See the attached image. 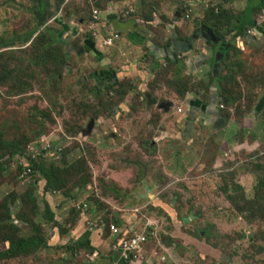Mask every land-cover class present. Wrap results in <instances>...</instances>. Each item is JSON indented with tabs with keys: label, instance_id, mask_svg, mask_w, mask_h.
<instances>
[{
	"label": "rangeland",
	"instance_id": "374dc122",
	"mask_svg": "<svg viewBox=\"0 0 264 264\" xmlns=\"http://www.w3.org/2000/svg\"><path fill=\"white\" fill-rule=\"evenodd\" d=\"M53 6V0L43 3L44 8L54 9ZM30 8L31 4L28 2L21 5L13 0H0V133L4 141L20 144L22 152L13 156H6L0 152V228L8 239L26 240L32 235L42 239L44 245L28 255L9 258L0 261V264H90L92 262L88 254L90 251L79 252L72 239L67 241V238H64L58 242L57 238H50L53 224L51 226L45 221L42 191L36 185L41 178L33 173L29 166L27 168L23 161L40 159L43 160L42 163L46 168L56 166L67 169L68 165L60 164V156L62 153L63 156L68 153L70 162L81 158L84 162L91 163L93 169L102 168L103 164L100 163L108 159L110 144L119 147L111 152L119 163H124L123 157L129 159L136 157L138 161H146L143 176L137 178L119 176L120 180L126 183L127 191L122 190V192L125 193L127 200H130L132 209L144 213L150 220H162L160 225L163 236L160 242L165 246H169L167 243L171 242L175 245V251H177L176 247L181 246V254L177 259L180 264H264V195L261 192L262 187L257 188L258 184L264 181V152L261 157H256V151L247 153L241 149L236 150L234 143L228 146L225 144L227 131L232 130L231 128L237 129L238 126L242 129V145L264 143L260 128V126L264 128V114H256L257 106L262 104L256 91L261 86L264 76V43L260 42L254 47L251 42L249 46L254 50V55L252 58L248 57L251 58L250 61L243 62L244 66L233 68L239 60L232 55L228 64L232 70L227 72L222 68L219 71L218 89L222 86L225 97L220 116L223 115L222 120L225 119V125H221V119L213 125H208L200 110L191 108L195 113L193 118L195 131L192 140L189 141L193 156L187 154L182 156L178 150L174 161L173 155L170 153H167V156L158 155L157 147L151 145L158 143L164 150L165 141H162V138L169 140L181 138L178 125L184 119L182 115L177 114L178 107H174L175 115L164 116L163 120L158 113L149 111L146 118H139L138 121L136 116L128 119L124 115L123 125L112 128L105 125L111 117L108 112L94 109L93 115L90 114L91 106L97 104L98 100L96 87L91 83V78L84 76H89L92 72L91 56L80 54L76 47H74L75 52H65L66 46L69 42L71 44L73 37L71 28L76 30L75 28L79 27L78 20L72 19V25L68 24L70 26L68 31H65L64 27L61 29L58 24L38 30L30 47L25 51H19L29 42L27 33L35 26L30 17ZM188 16H191L190 13L184 18L186 24L190 21ZM175 19L177 18L174 17ZM93 23L97 22L93 20L89 11L86 15V23L74 38L75 45L80 43L81 37L93 38L95 33V30L91 29ZM170 24L174 27L173 33H175L176 22L166 20L163 22V26ZM249 31L252 34L255 29ZM46 39L51 43H46ZM260 46L261 50L255 52ZM245 47H247L246 43H244ZM51 52L54 53L53 60L50 58ZM186 53L187 51L183 52V55ZM258 53L260 57L257 56ZM196 54L200 56L199 51H196ZM199 56L196 63L191 64V69L195 72V83H199L201 76L209 72L202 66ZM186 57L183 60H186ZM254 60L257 61L255 68ZM32 61L34 66L27 67ZM184 63L187 66V61ZM85 66H88V69H84ZM26 70L33 71L34 76L23 75ZM17 77L22 81H28L29 85L26 87H31L36 94L28 96L25 88L22 87L15 90V86H18L15 85ZM112 84L113 82L109 88ZM109 88L105 90L108 91ZM111 93L113 94V91ZM203 94L204 92L200 93V96ZM101 97L104 103L109 102L107 95L101 94ZM169 99L180 105L181 102L190 101L188 98L184 101L174 98L173 94L172 98L169 96L167 100ZM167 100L154 101L155 107L152 108H157V105L167 108ZM147 101L148 99L146 104L149 105ZM128 115L130 117L129 113ZM81 120L83 123L77 125L80 126V130L72 137L68 126L77 124ZM244 120L247 121L243 122ZM91 121L94 124L93 129L89 135H86L84 130ZM146 122L148 131L146 127V131L141 127ZM253 127H257L259 137L253 135ZM186 134L189 138L190 134ZM204 134L213 136L208 138L206 143L198 146L196 154L193 148L199 137ZM22 138L27 139L26 144L21 141ZM69 138L74 140L71 141ZM215 141L217 144L212 145ZM45 144L49 149L61 148L54 157L48 158L43 155L44 159L40 157L39 151ZM216 146L218 148L213 149ZM122 151L127 153L124 155ZM228 151L239 152L238 155L235 154L239 161H235L231 170L222 172V180L217 179L219 184L210 182L205 189L207 192H198V185L196 186L194 181L204 179L206 176L203 172L210 168L208 166L211 163H215L213 160L220 155L224 158ZM80 169L86 170V168ZM138 174H140L139 169L136 175ZM243 174H252L249 183H245V179L241 180ZM82 175V180H90V176ZM208 178H211L210 172ZM235 180L240 184L242 181L245 187L236 184ZM144 181H148L153 188L150 191L156 193L155 201L134 194L138 184L142 185ZM181 183L186 185L190 183L193 187H189L193 191L183 192ZM131 186H134L133 190ZM102 191L104 192L105 188ZM29 192H32V197L27 194ZM60 194L63 196L62 193ZM149 202H157V205L164 210L155 209ZM82 203L85 204L86 200ZM61 212L60 209L58 213ZM167 213L173 217V220ZM177 221L180 223L182 233L197 241H205L214 253H219V258L214 259L211 255H207L209 258L202 259L198 256L200 253L192 250L193 248H184L183 244H178L182 241L173 235L174 223ZM59 227L62 229L63 226ZM119 229L123 230L120 227ZM58 230L62 235L61 230ZM167 237L171 239L169 242ZM146 246L149 247V243ZM5 248L7 245H2L0 250ZM170 263L172 262L169 260L167 264Z\"/></svg>",
	"mask_w": 264,
	"mask_h": 264
},
{
	"label": "crops",
	"instance_id": "0c3cea01",
	"mask_svg": "<svg viewBox=\"0 0 264 264\" xmlns=\"http://www.w3.org/2000/svg\"><path fill=\"white\" fill-rule=\"evenodd\" d=\"M13 1L17 4H21L17 0ZM256 1L259 2V0ZM81 3L84 8L80 7ZM65 4H67L72 12L77 13L72 15V18L79 19L83 16L86 19V15L91 11V14H95L94 21L97 22L93 23L94 25L91 26V29L95 30L93 38L90 36L81 37L79 38L80 43L78 45L74 44L75 36L81 31V28L85 24L84 19H81L79 27L75 28L76 30L71 28L72 32H70L73 36L71 44L70 42L69 44L66 42V44H68L66 48H73V50H69V52H75L76 49L74 47H76L80 54L91 56L92 72L89 76H84L91 78V83L96 87L95 93H100L103 96L107 95L109 97V102L106 107V103L102 101L103 97L96 94L98 97L97 104L91 106L92 109L90 114L93 115L94 109L108 112L111 117L105 125L112 128L123 125L124 115H126L128 119L136 116L138 121L139 118H146L147 113L152 111L158 113L161 120H163L164 116L175 115L174 107H178L177 114L182 115L184 119L178 125V133H181V138L179 140L162 138V141H165L164 150L158 143L151 145L157 147L156 151L158 155L167 156V153L173 155L174 161L178 150H180L178 153L182 156L186 154L188 156H193L192 150L189 147V141L192 140L195 131L193 123L195 113L191 108L193 110H200V114L206 118V124L213 125L217 120L221 119V125H225L224 120H222L223 115L220 116V111L223 110L225 102H222L220 99V89H218L219 85L217 83L218 77L217 81L214 82L212 74L214 73V75L217 74L218 76L222 68H225L227 72L232 70L228 64L231 53H234L232 52L234 48L236 56L233 58L239 61L233 68L239 65L242 67L244 66L243 62L250 61L254 55V50L249 46L251 42H253L254 47H257L260 42L264 43V38H261V35L258 34V28H261V25L256 27L254 36L245 39V36H236V32L238 33V30L242 27L238 23H234L230 31L227 30V27H224L221 33V39L223 40L221 48L218 46L220 42L215 38V33L214 30L211 29V24L209 22L204 24L205 20L208 18L207 12L210 8L214 9L216 14L222 11L232 16V18H235L244 12L247 7V0H66ZM188 13H190L191 16H188L190 21L186 24L184 18ZM62 14L63 13L60 11L56 18H62ZM174 17L177 19L174 20ZM57 19H55V21L52 20L47 27L55 23L58 24L60 28L64 27L65 31L70 29L62 24L60 25ZM164 20L167 22H176L175 27L177 31L173 33L174 27H172L171 24L163 26ZM259 21L264 25L263 18L259 17ZM196 22L202 23V26L198 29L196 28ZM231 34H234L235 37L232 38L230 36ZM212 35L214 39L211 37ZM33 39L23 45L19 51L27 50ZM213 40H217V44ZM108 41H110L109 44H107ZM244 43L247 45L245 48ZM219 48L222 49V51H220ZM260 50L261 46L256 48L255 52ZM185 51L188 52L186 55H183ZM196 51L200 52V56L196 54ZM197 56L202 60V66L209 70L208 73L205 72L204 75L201 76L199 83H195V72L191 69V64L196 63ZM250 56L251 58H248ZM257 56L260 57V53H258ZM184 57H186V60H183ZM184 61H187V66ZM256 63L257 61L254 60V68L256 67ZM32 66H34L33 61L29 63L27 67ZM84 69H88V66H85ZM82 73L84 74V70ZM23 75L34 76L33 71L30 70H26ZM262 77L263 81L261 86L256 91V95L262 101V104H260L263 105V110H261L260 106L257 107L256 114L259 115L264 113V76ZM111 82H113V84L111 88H109ZM107 83L109 85H107ZM15 85H18L15 86V90L21 87L23 89L25 88L26 95L28 96H34L36 94L31 87H26L29 85L26 80L22 81L17 77L15 79ZM107 88H109L110 91L105 90ZM112 91L113 94L111 93ZM168 92L170 93L168 94ZM202 92H204V94L200 96ZM172 94L174 98H179L182 101L188 98L190 101L188 103L181 102L182 105H180L176 101H171V99L167 100L169 96L172 98ZM146 99H151L153 104L154 101L158 102L160 99H166L168 106L166 109L162 110L159 109V105H157V108H152L155 106L147 105ZM134 107H136V109ZM135 110H138V112ZM254 124L256 125L257 123L255 122ZM124 125L126 124L124 123ZM141 127L144 131H146V127L148 131L147 122ZM243 127L245 128V126ZM252 129L253 135L259 137L257 127H253ZM236 130L237 132L242 131L240 126H238ZM186 133L190 134L189 138ZM84 134L89 135L90 133L84 132ZM212 136L213 135L208 134L200 136L195 148H193L194 152L197 154L198 146L206 143L207 139ZM110 141L114 140L110 139ZM215 144H217L216 141L212 145ZM225 144L227 146L232 145L233 141L228 143L226 141ZM234 147L236 150L242 149L243 152L247 153L256 151V157H261L264 152L260 142L253 143L252 145L244 144L242 146L234 144ZM42 149H40V151ZM116 149H119V147H114L113 144L108 146L109 157L105 162H102V164H107L110 168V170L107 169V173H109L107 183L112 180L121 190L126 192V183H123L119 176L123 175L128 178L143 176V172L145 171L144 168L146 167L144 162L146 161H138L136 157L131 159L123 157L122 161H124V163H119L118 160L111 155V152ZM57 153L58 152L55 150L52 154H40L49 158L50 156L54 157ZM126 153L127 152H123L124 155ZM218 157L222 160H226L225 156L224 158H222L221 155ZM118 159L120 160V158ZM60 164H62L61 161ZM132 165L135 166L133 167ZM137 169L140 170V174L138 175H136ZM251 176L252 174H243L241 180L245 179V183H249ZM240 182L242 184L241 186H244L242 181ZM36 183L39 190L42 191L44 181L39 180ZM188 186L193 187L190 183ZM133 188L134 186H131V190H133ZM150 189H153L150 183L144 181L142 185L138 184L134 194L141 198L146 196L151 198L152 201H155L156 193H153ZM95 191L100 200L106 206L111 207V216L108 215L109 212L106 211L107 208H104L105 210H100L96 205L87 201V198L91 196L88 192L83 191L82 193H77L71 198V202L60 195H56L58 192H53L52 194L46 193L45 195L41 193V197L47 202L48 208L53 215V222L57 224V226L53 224L50 238L55 237L58 242L64 238H67V241L72 239L74 243L80 240L84 243L90 242V247L93 251L85 248L79 249V252L83 251V253L86 252L85 250L90 251V253H88L92 260L90 264H120L123 262L120 254L122 251L118 246L120 238H127L133 234H141L146 236V244L149 243V247H147L146 244L144 245V252L142 254L143 260L134 264H155L154 260H149L147 258L154 252H156L158 256L166 257L167 261L165 264H167L169 260L174 264H180L177 259L181 254V246L178 248L176 247L177 251H175V245L171 244V242L170 244L167 243L169 246H165L160 242L161 236H163L160 225L161 219L150 220L144 213L132 209L130 200H127V197L123 196V194H125L124 192L115 195L109 191L102 194L97 188H95ZM85 200L86 203L83 204L81 201ZM76 201L79 203L78 206L82 209L79 210L80 216L77 221L73 223L68 219L71 214L72 202ZM80 203H82L84 207H82ZM149 204L157 210H164L157 205V202H149ZM60 209L62 212L58 213ZM168 216L173 220L171 215ZM109 217L111 221L116 219L114 225L117 224V229H119V227L123 229H119L120 235H113L107 229L106 224ZM59 226H63L62 235L58 230ZM179 226L180 223L178 221L174 223L173 235L176 228L179 229ZM122 232H124V236H122ZM174 237L182 241V243L178 242V244H183L184 248H193L192 250L198 252L194 245L185 244L182 238ZM189 237H187V241H197L191 236ZM167 240L169 242L171 239L167 237ZM198 242L200 243V241ZM161 251H163V253ZM198 256L202 259L209 258L207 255L203 254Z\"/></svg>",
	"mask_w": 264,
	"mask_h": 264
},
{
	"label": "trees",
	"instance_id": "16d2710c",
	"mask_svg": "<svg viewBox=\"0 0 264 264\" xmlns=\"http://www.w3.org/2000/svg\"><path fill=\"white\" fill-rule=\"evenodd\" d=\"M21 3V5L25 2H28L29 4H31V20L35 23L34 28L31 30V32H28V36H29V40L33 39L34 36H36L37 31L42 29V28H47V26L51 23V21H55V19H57V15H59L60 11L63 13L62 14V18L57 19L58 23H60V25H64L67 28H70V26L68 24H70L72 22V15H75L77 13H74L70 10V8L67 6V4H65L66 0H53L54 3V9L53 8H44L43 7V3L47 0H17ZM63 9V10H61ZM93 16V14H92ZM207 19L205 20L204 24H206V22H209L211 24V29L214 30V35L215 38H217L219 40V44L218 46L222 48V43L223 40L221 39V33L224 30V27L228 28L227 30L230 31L231 27L234 25V23H238L242 28L238 30V33L236 32V36L238 37H246V33L249 32V30L251 29H256V27L258 25H261V28H258V34L261 35V38H264V25L262 22L259 21V17L264 19V0H247V7L244 10V12L235 18H232V16L223 13L222 11H220L218 14L215 13V10L210 8V10L207 12ZM67 20L66 22L64 21ZM84 19L85 23H86V19L82 16L78 20V25L80 23V20ZM94 20V19H93ZM65 22V23H64ZM55 24V23H54ZM201 22H196V28H200L202 25ZM72 25V23H71ZM94 25V24H92ZM62 29V28H61ZM232 38L235 37L234 34L230 35ZM244 37V38H245ZM46 43H51V41H49L48 39H46ZM220 49V48H219ZM68 48H66V52H67ZM190 51V50H188ZM187 51V52H188ZM220 51H222V49H220ZM186 52V51H185ZM232 52H235V48L234 50H232ZM181 55V54H179ZM178 55V56H179ZM234 55L233 53H231V58ZM50 58L53 60L54 59V53L51 52L50 53ZM228 59V56H227ZM62 70V65L60 68V71ZM58 76V75H57ZM213 77V81H217V75L212 74ZM217 83H219V81H217ZM110 91V90H109ZM99 94V96H101L100 93H96ZM220 95H221V101L225 102V97L222 93V89L220 88ZM103 101V100H102ZM108 103H106V107H107ZM258 106L261 107V110H263V105L259 104ZM257 106V107H258ZM258 109V108H257ZM264 114V113H263ZM224 118V117H223ZM225 120V119H224ZM247 120H244L243 122H246ZM83 123V121H79L77 124L74 125H70L68 126V129L71 133V136L74 137L76 132L80 130V126L77 125H81ZM90 125V123H88ZM87 125V126H89ZM259 125V124H258ZM260 126V125H259ZM260 128L262 129L261 133L263 134V140H264V128L260 126ZM232 130L227 131V138L226 141L231 142L233 141L234 144H239L240 146H242V136H241V132H237L236 129L231 128ZM85 132H87L85 130ZM255 138V136H253ZM231 138V139H230ZM71 141L74 140L73 138H69ZM23 140V142L26 144L27 143V139L26 138H22L21 141ZM71 144V143H70ZM61 148V147H60ZM59 148V150H60ZM211 148V147H208ZM218 146H216L213 149H217ZM264 149V143L262 144V150ZM242 150V149H241ZM0 152H2V154L6 155V156H13L15 154L18 153H22L20 150V144L15 143V142H6L3 140V135L2 133H0ZM239 152H229V154L225 155L226 160H222L220 159V157L216 158L215 163H211L208 167H210L209 169H207L206 171L203 172V175H205L206 177L202 180H197L194 181V183H196V186L198 185V192H207L205 189L207 188L208 184L210 182H213L215 184H219L217 183V179L222 180L221 178V174L223 171H227V170H231L233 168V166L235 165V161H239V158L235 157V154L238 155ZM203 154V153H202ZM40 157H43L42 154H40ZM68 153L63 156V153L61 154V163L68 165L69 167L67 169H62V168H58L56 166H51L50 168H46L44 166V164L42 163L43 160L37 159V160H27L25 159L23 161V163L32 169V172L39 175L41 180L44 181V186L42 188V193L43 195H45L46 193H51L52 192H58L59 194L62 193L63 194V198L70 200L71 202V198L73 196H75L77 193H82L84 192H88L91 194L90 197L87 198V201L89 203H92L94 205H96L98 207V209L100 210H105L104 208H107L106 211H108V215L111 216L112 215V210L111 207L106 206L101 200L100 198L97 196L95 188L99 189V191H101L102 194H104V192H112V194L118 195L120 193H122V190L120 187H118V185L114 182H112V180L107 183L108 177H109V173H107V169H109L107 164H104L102 166V168L97 167L96 169L92 168V164L89 162H84L81 158L77 159L73 162L68 161L67 158ZM44 158V157H43ZM45 159V158H44ZM34 161V162H33ZM102 164V163H100ZM80 168H86L85 171H81ZM208 172L211 173V178H208ZM216 173V176H213L212 174ZM86 176H90V180H82L83 175ZM201 176V175H198ZM235 183L238 184L239 186H241V184L239 183V181L237 182L235 180ZM182 187H183V192H188V191H193L188 185H186L185 183H181ZM262 187V194L264 195V181H261L258 184L257 188ZM90 188V189H88ZM105 191L103 192L102 190ZM29 196L32 197V192L27 193ZM199 194V193H198ZM123 196L125 197V195L123 194ZM42 202L45 205L44 209H45V221L47 223H50V225L52 226V224H55L57 226V224L55 222H53V215L50 212L49 208H48V204L45 200H43L42 198ZM83 202V201H81ZM231 202V200H230ZM72 209H71V214L69 215V221H72L73 223H75L78 219V217L80 216L79 213L82 208L79 205V203L76 202H72ZM80 205L82 207L83 204L80 203ZM88 205V204H87ZM1 219V216H0ZM44 219V218H43ZM111 218L109 217V220L107 221V229L109 230V232L113 233V229L117 228V224L114 225L116 223V219H114V223L113 221L110 220ZM178 227V226H177ZM58 229L61 230V233H63L61 227H58ZM87 236V235H85ZM174 236L178 237V238H182L183 241L185 242V244H192L194 245L198 252L200 254L203 255H211L212 258L214 259H218L219 258V253L217 252H213L214 250H212L210 247H208L206 245L205 241H201L200 243L198 241H193V242H189L187 241V235H185L184 233L181 232L180 230V226L179 229L176 228ZM190 238V237H189ZM2 245H7V248L5 249H1L0 250V261L3 260H8L9 258H15V257H23L25 255H28L30 253H32V251L37 250L38 248L42 247L44 245V241L42 239H38L35 238L34 236H29L28 238L25 239H18V240H11L8 239L4 233V231L0 228V247ZM75 245L77 246V249H81V248H85V249H89L91 251L92 248L90 247V242H82L77 241L75 243ZM118 257V255H117ZM123 261V260H122ZM124 262V261H123ZM120 263V264H125L124 263Z\"/></svg>",
	"mask_w": 264,
	"mask_h": 264
},
{
	"label": "built area",
	"instance_id": "2783aa9c",
	"mask_svg": "<svg viewBox=\"0 0 264 264\" xmlns=\"http://www.w3.org/2000/svg\"><path fill=\"white\" fill-rule=\"evenodd\" d=\"M254 33L251 34V32H248V36H252ZM110 41L107 42L109 44ZM149 103V101H147ZM59 151V148L53 147L52 149H49L48 145H45L43 148V151H40L42 154H52L54 151ZM113 235H120V230L117 228L113 229ZM121 243L118 244L119 249L122 251L121 254V260H123L126 264H134L138 261L143 260V252H144V245L143 242H147L146 236L141 234H134L132 236H129L127 238H120ZM149 260H154L155 264H165L166 263V257L164 256H158L156 252L151 253L148 257Z\"/></svg>",
	"mask_w": 264,
	"mask_h": 264
},
{
	"label": "water",
	"instance_id": "95a60500",
	"mask_svg": "<svg viewBox=\"0 0 264 264\" xmlns=\"http://www.w3.org/2000/svg\"><path fill=\"white\" fill-rule=\"evenodd\" d=\"M212 38H213V35L211 36ZM214 39V38H213ZM216 44H217V40L215 41V40H213ZM219 44V43H218ZM69 50H73V48H68V50L67 51H69ZM149 101V105H153V102L152 101H150V99L148 100ZM159 109H166V107H163V106H160L159 107ZM219 125V124H218ZM93 126H94V124H93V121H91L90 122V125L89 126H87L86 127V131H87V133H90L91 131H92V129H93Z\"/></svg>",
	"mask_w": 264,
	"mask_h": 264
},
{
	"label": "flooded vegetation",
	"instance_id": "af4514ba",
	"mask_svg": "<svg viewBox=\"0 0 264 264\" xmlns=\"http://www.w3.org/2000/svg\"><path fill=\"white\" fill-rule=\"evenodd\" d=\"M250 32V31H249ZM254 35H255V32H254ZM251 36H248V32L246 33V37L245 39H249ZM66 52V51H65ZM67 53V52H66Z\"/></svg>",
	"mask_w": 264,
	"mask_h": 264
},
{
	"label": "clouds",
	"instance_id": "9594fccd",
	"mask_svg": "<svg viewBox=\"0 0 264 264\" xmlns=\"http://www.w3.org/2000/svg\"><path fill=\"white\" fill-rule=\"evenodd\" d=\"M93 19L95 20V14H93Z\"/></svg>",
	"mask_w": 264,
	"mask_h": 264
}]
</instances>
